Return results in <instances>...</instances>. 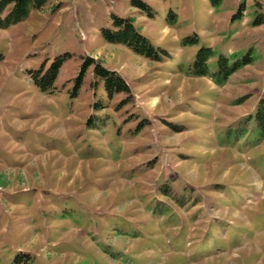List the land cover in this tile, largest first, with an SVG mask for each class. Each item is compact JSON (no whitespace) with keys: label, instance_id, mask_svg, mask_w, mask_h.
<instances>
[{"label":"rangeland","instance_id":"374dc122","mask_svg":"<svg viewBox=\"0 0 264 264\" xmlns=\"http://www.w3.org/2000/svg\"><path fill=\"white\" fill-rule=\"evenodd\" d=\"M141 1L154 19L131 0H52L0 29V264H264V0ZM112 14L165 55L103 40ZM201 47L211 71L252 63L217 85L188 73ZM64 52L41 94L27 71ZM85 57L125 80L127 105L91 68L69 96Z\"/></svg>","mask_w":264,"mask_h":264},{"label":"trees","instance_id":"16d2710c","mask_svg":"<svg viewBox=\"0 0 264 264\" xmlns=\"http://www.w3.org/2000/svg\"><path fill=\"white\" fill-rule=\"evenodd\" d=\"M52 0H0V29H8L11 26L25 22L33 11H41ZM213 7H220L224 0H208ZM131 6L140 10L150 19H154L155 12L145 2L141 0H131ZM243 7H239L237 13L232 19H240L238 16L242 13ZM57 7H53L52 11H56ZM168 20L174 23V14ZM263 15V14H260ZM171 17H173L171 19ZM111 25L100 29V36L109 44L122 45L134 54L157 61L161 55H165L161 50L154 48L149 40L140 33L136 28L134 21L130 18L120 17L112 14ZM264 23V16H256L253 26H259ZM196 40H191L194 43ZM183 40L182 45H186ZM214 55L209 47H201L195 54L194 61L191 65L189 74L196 77H209L215 84H223L234 73L252 63L250 54L241 59H229L224 56H219L216 68L211 71L209 68V59ZM72 57L69 52H64L56 55L53 59H47L41 63L35 70H29L28 76L32 85L45 95L53 94L56 88V80L60 73L63 64ZM2 56H0V60ZM50 61V62H49ZM48 63V65H46ZM91 68V72L96 82L102 86L105 93V98L111 101L115 96L123 95L125 98L121 100L119 107L127 105L131 99V91L125 80L113 70L105 68L98 63H95L92 58L85 57L81 60L78 74L73 78V86L69 96L76 98L80 87L83 84V78L86 71ZM96 82L92 83L93 86ZM91 84V83H90ZM96 87V86H95ZM121 105V106H120ZM94 108L97 106H93ZM254 122L256 124L255 134L261 139L264 137V98H262L255 109ZM140 126V125H139ZM244 134V132H243ZM17 259V258H16ZM16 264H19L18 261Z\"/></svg>","mask_w":264,"mask_h":264}]
</instances>
